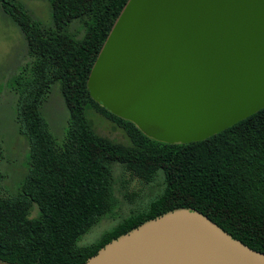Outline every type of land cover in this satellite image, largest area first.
Segmentation results:
<instances>
[{
  "label": "trees",
  "instance_id": "trees-1",
  "mask_svg": "<svg viewBox=\"0 0 264 264\" xmlns=\"http://www.w3.org/2000/svg\"><path fill=\"white\" fill-rule=\"evenodd\" d=\"M125 1L47 0L51 24L42 27L18 0H0L28 57L6 82L27 151L14 192H4L0 171L2 262L81 264L110 239L174 208L196 210L264 253V106L202 140L165 143L89 96V69ZM54 82L68 115L60 142L40 112ZM88 109L120 128L126 142L95 132L85 116ZM117 168L159 189L94 242L78 245L112 205Z\"/></svg>",
  "mask_w": 264,
  "mask_h": 264
},
{
  "label": "water",
  "instance_id": "water-1",
  "mask_svg": "<svg viewBox=\"0 0 264 264\" xmlns=\"http://www.w3.org/2000/svg\"><path fill=\"white\" fill-rule=\"evenodd\" d=\"M85 85L154 140L215 134L264 106V0H126ZM81 264H264V253L202 213L174 208Z\"/></svg>",
  "mask_w": 264,
  "mask_h": 264
},
{
  "label": "rangeland",
  "instance_id": "rangeland-1",
  "mask_svg": "<svg viewBox=\"0 0 264 264\" xmlns=\"http://www.w3.org/2000/svg\"><path fill=\"white\" fill-rule=\"evenodd\" d=\"M18 1L24 5L31 18L38 20L42 27L50 26L47 0ZM74 22L72 21L68 26L70 32ZM27 60L26 45L19 28L0 8V171L3 174L2 186L7 194L14 192L17 181L25 173L27 144L17 131L13 110L15 96L6 82ZM58 86L57 82L51 85L40 106V112L52 136L60 142L64 137L68 115ZM85 116L95 132L126 142L127 139L122 130L95 110L88 109ZM112 187V205L89 230L79 237L78 245L94 242L120 218L142 208L159 189L155 182H144L130 176L121 168L113 172ZM0 264L8 263L0 261Z\"/></svg>",
  "mask_w": 264,
  "mask_h": 264
}]
</instances>
